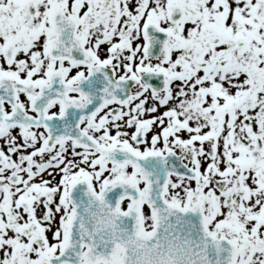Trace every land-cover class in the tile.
<instances>
[{"label": "snow or ice", "instance_id": "6c2138e0", "mask_svg": "<svg viewBox=\"0 0 264 264\" xmlns=\"http://www.w3.org/2000/svg\"><path fill=\"white\" fill-rule=\"evenodd\" d=\"M0 264H264V0H0Z\"/></svg>", "mask_w": 264, "mask_h": 264}]
</instances>
